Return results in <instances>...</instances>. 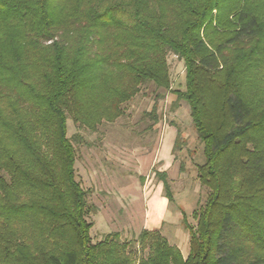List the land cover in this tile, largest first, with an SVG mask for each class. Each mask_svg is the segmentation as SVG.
Wrapping results in <instances>:
<instances>
[{
    "label": "trees",
    "instance_id": "obj_1",
    "mask_svg": "<svg viewBox=\"0 0 264 264\" xmlns=\"http://www.w3.org/2000/svg\"><path fill=\"white\" fill-rule=\"evenodd\" d=\"M169 55L208 191L182 219L185 258L160 230L92 243L66 126L96 132L147 84L168 91ZM0 264H264V0H0Z\"/></svg>",
    "mask_w": 264,
    "mask_h": 264
},
{
    "label": "rangeland",
    "instance_id": "obj_2",
    "mask_svg": "<svg viewBox=\"0 0 264 264\" xmlns=\"http://www.w3.org/2000/svg\"><path fill=\"white\" fill-rule=\"evenodd\" d=\"M170 89L146 85L113 123H102L96 132L78 130L67 120V137L75 150V177L86 191L92 224V243L107 235L118 242L133 243L142 230H160L185 258L189 235L183 227H195L194 211L203 204L207 189L200 186L196 165L203 163L202 145L192 125L189 107L176 102L175 91H184V67L175 55L167 57ZM156 111L151 112L153 106ZM179 133V134H178ZM180 164L183 172H179ZM155 172L166 173L173 202H166ZM162 223V224H160ZM159 225V226H158Z\"/></svg>",
    "mask_w": 264,
    "mask_h": 264
},
{
    "label": "crops",
    "instance_id": "obj_3",
    "mask_svg": "<svg viewBox=\"0 0 264 264\" xmlns=\"http://www.w3.org/2000/svg\"><path fill=\"white\" fill-rule=\"evenodd\" d=\"M158 202H159V204H160V206L162 207V214H161V217L158 219V223L159 222H162L163 221V219H162V215H163V213H164V208H165V206H166V202H167V200L166 199H164V198H160L159 200H158ZM162 220V221H161ZM160 224H162V223H160ZM159 226V225H158Z\"/></svg>",
    "mask_w": 264,
    "mask_h": 264
}]
</instances>
